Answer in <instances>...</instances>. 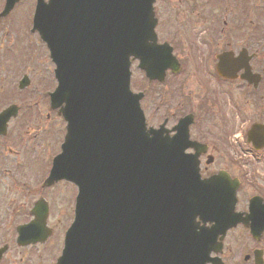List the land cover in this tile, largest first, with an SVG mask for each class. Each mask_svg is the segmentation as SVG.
Returning <instances> with one entry per match:
<instances>
[{
	"label": "water",
	"instance_id": "obj_1",
	"mask_svg": "<svg viewBox=\"0 0 264 264\" xmlns=\"http://www.w3.org/2000/svg\"><path fill=\"white\" fill-rule=\"evenodd\" d=\"M20 1L7 0L0 18ZM155 1L38 0L33 31L56 64L52 107L68 122L47 184L79 188L56 264H223L210 256L241 222L231 209L218 226H200L221 214L185 155L188 130L170 140L148 129L142 95L130 89L131 57L143 69L154 48Z\"/></svg>",
	"mask_w": 264,
	"mask_h": 264
},
{
	"label": "flooded vegetation",
	"instance_id": "obj_2",
	"mask_svg": "<svg viewBox=\"0 0 264 264\" xmlns=\"http://www.w3.org/2000/svg\"><path fill=\"white\" fill-rule=\"evenodd\" d=\"M260 10L245 0H158L157 45L171 50L173 58L159 54L144 70L137 60L131 64V89L142 94L148 127L173 139L188 124L194 146L187 154L196 157L202 180H209L220 195L218 208L233 206L248 224L241 222L227 233L221 254L225 264H264V232L258 239L250 234L251 225L264 229V132L254 133L264 131ZM26 66L30 69L17 71V82L13 79L12 95L0 101V264H32L33 255L40 259L37 248L59 229L64 233L75 211L76 187L65 181L45 185L66 124L48 171L38 177L32 170L38 148L43 151L51 144L53 116L63 119L50 104L54 69ZM41 102L45 105L40 110ZM231 192L233 200L226 198ZM44 211L52 234L44 244L30 243L19 229ZM236 231L248 234L238 239L243 246L238 255L227 250L229 235Z\"/></svg>",
	"mask_w": 264,
	"mask_h": 264
},
{
	"label": "rangeland",
	"instance_id": "obj_3",
	"mask_svg": "<svg viewBox=\"0 0 264 264\" xmlns=\"http://www.w3.org/2000/svg\"><path fill=\"white\" fill-rule=\"evenodd\" d=\"M245 3L248 7H258L260 5V14L263 18L262 28L264 30V0H245ZM4 4L5 1L0 0V12L3 10ZM34 7L35 0L24 1L6 19L0 20V101L12 95L13 90H11V87L13 86V79L15 83L17 71L24 72L28 70L29 67L26 65L31 64L37 68L42 66L44 69L49 65L47 68H49L50 72L53 69L49 61L47 47L40 40L39 35L32 33ZM43 105H45L44 102H41L37 109L41 110ZM52 124L54 135L50 141L51 144H49L48 149L43 151L42 148H38L37 157L32 167L33 172L38 177L43 176L50 168L51 157L59 150L64 136V123L53 116ZM60 231L59 229L55 234L56 237L51 238L45 246L37 248L41 257L35 260V256L33 255L32 264H50L60 254L63 247V233H60ZM240 236H244L245 239L248 238L246 232L236 231L230 233L227 240V250L233 249L236 255L243 249V246L237 244ZM57 244L59 245L57 246ZM27 252H25V255ZM230 258H233V255ZM232 262L233 260L229 261L228 264Z\"/></svg>",
	"mask_w": 264,
	"mask_h": 264
}]
</instances>
